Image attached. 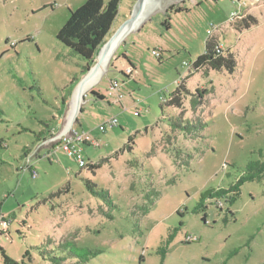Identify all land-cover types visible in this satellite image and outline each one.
Wrapping results in <instances>:
<instances>
[{"label":"rangeland","instance_id":"374dc122","mask_svg":"<svg viewBox=\"0 0 264 264\" xmlns=\"http://www.w3.org/2000/svg\"><path fill=\"white\" fill-rule=\"evenodd\" d=\"M85 1L0 0V264L1 249L19 264H51L34 246L60 253L66 240L100 251L85 264H264V182H245L222 209L206 201V221L195 212L202 192L229 187L264 159V0H159L123 43L127 65L113 56L87 92L74 128L100 146L83 143L80 167L61 147L38 149L37 133L68 121L86 61L57 33ZM136 2L120 1L107 38ZM208 39L234 66L194 68ZM183 80L200 100L195 112L191 96L184 110L167 104ZM181 114L204 126L172 130ZM111 118L118 123L100 130Z\"/></svg>","mask_w":264,"mask_h":264},{"label":"trees","instance_id":"16d2710c","mask_svg":"<svg viewBox=\"0 0 264 264\" xmlns=\"http://www.w3.org/2000/svg\"><path fill=\"white\" fill-rule=\"evenodd\" d=\"M121 0H86L76 10L70 11V16L65 24L61 27L57 33V39L64 44L68 49L75 55L83 58L86 61V65L83 68V74L88 68L94 64L96 55L102 45L106 42L107 36L110 33L112 25L119 14ZM218 1V0H215ZM177 9L176 11H180ZM255 22V20H254ZM167 29L170 28V23L165 22ZM250 24H247V27ZM124 57L125 54H123ZM133 65V64H131ZM196 70L202 67L221 69L222 67L231 68L234 66V60L231 55H223L222 49L218 43L213 39L206 41V50L201 54L193 63ZM190 76V75H189ZM188 78V77H187ZM77 82L81 79L80 76H75ZM73 86L69 92V96L72 93ZM206 92V90H203ZM202 90L197 89L196 93L201 96ZM91 93L96 98L104 99L105 96L98 91L92 90ZM186 86V81H181L177 89L172 93L171 98L167 102L168 105L177 107L179 109H185V100L191 96L192 109L195 112L197 105L199 104L198 99L194 96ZM68 98L63 100L66 104ZM83 111V107H82ZM172 130H181L188 134H197L204 124L200 122L199 118L192 119L191 121L185 120L182 114L170 121ZM57 130H51L49 133L42 136V132L37 133V139L41 142L53 136ZM262 156V152L259 151ZM90 168L95 169L101 166V163L90 164ZM248 181H259L264 182V159L251 160L246 166V171L239 177V179L231 184L227 188H212L208 189L200 194V200L195 208V212H204L202 220L207 219V206L206 201L210 199H227L229 202L235 201L241 194V186ZM88 186L95 194H100L104 198L108 199L111 204L113 203L111 196L108 191L104 189H97L96 191L92 188V184L88 183ZM155 197L159 196V192L153 193ZM221 209V208H219ZM111 217V215H109ZM4 219V218H2ZM6 221V220H5ZM176 229L169 233L166 243L161 247L163 257L170 242L176 235ZM188 242L191 240H187ZM60 253H56L48 247L34 246L38 250L39 254L44 260L49 261L51 264H85L91 257L96 256L100 253L99 250L90 249L87 247L78 246L74 241L66 240L57 244ZM3 263L2 264H19V262L8 255L4 249H1Z\"/></svg>","mask_w":264,"mask_h":264},{"label":"water","instance_id":"95a60500","mask_svg":"<svg viewBox=\"0 0 264 264\" xmlns=\"http://www.w3.org/2000/svg\"><path fill=\"white\" fill-rule=\"evenodd\" d=\"M159 0H137L131 16L119 27V29L110 35L106 42L99 49L95 62L84 73L73 90V106L68 121L63 130L51 136L47 141L57 140L70 132L78 122V116L82 112V104L86 100L88 90L98 81V79L108 70L109 64L128 34L137 29L140 24L157 6ZM92 94V93H91Z\"/></svg>","mask_w":264,"mask_h":264},{"label":"built area","instance_id":"2783aa9c","mask_svg":"<svg viewBox=\"0 0 264 264\" xmlns=\"http://www.w3.org/2000/svg\"><path fill=\"white\" fill-rule=\"evenodd\" d=\"M236 15L237 14L234 13L232 17ZM153 54L157 56L158 58L162 57V52L160 50L159 51L153 50ZM134 70L135 69H133V67L132 68L130 67L128 71L126 72L129 75L127 76L131 77L134 73ZM119 87L120 85L117 81H112L110 84V88H111L110 92L119 91ZM119 97H121V95ZM117 123H118L117 118H111V119H108L103 124H101L99 126V129L102 131H105L107 130L108 127H112L113 125H116ZM83 143H89L93 145L94 147L100 146V143L97 140H95L89 132H85V131L80 132L76 130L75 128H73L70 132L63 135L61 138L57 140L48 141V144H51L53 148L61 147L67 153L68 156L74 158L78 162L80 167H87V163L83 157V149H82ZM33 175H35V172L33 173ZM211 200H215V205L217 207H220V208L223 207L222 199H211ZM3 222L6 223L7 221L3 220ZM188 239L192 240L193 237L188 236Z\"/></svg>","mask_w":264,"mask_h":264},{"label":"crops","instance_id":"0c3cea01","mask_svg":"<svg viewBox=\"0 0 264 264\" xmlns=\"http://www.w3.org/2000/svg\"><path fill=\"white\" fill-rule=\"evenodd\" d=\"M125 39H126V38H125ZM123 43H125V40L120 44L119 48L116 50L115 54H116V53H117V54H116V55H115V54L113 55V56H115V57H114L115 63H116V62L122 57V55L124 54V53H123V50H122ZM125 56H126V55H125ZM123 58H124V59H123V60H124L123 63H125V65H127V63L125 62V61H126L125 59H126L127 57H123ZM129 65L131 66V68L133 67V69L136 68L135 65H131V64H129ZM114 66H115V65H114ZM114 66H113V67H114ZM135 70H136V69H135ZM125 72H127V71L125 70ZM62 117H63V115H62V116H59L58 119H57V126H58V127H57V130H58V131H56V132H59V131L63 130V128L66 126V125H63V124H62ZM56 132H55V133H56ZM53 135H54V133H53ZM50 137H51V136H50ZM50 137H49V138H50ZM49 138H48V139H49ZM48 139L44 140V141L42 142V144L39 146L38 149H41V148H43V147H47V148H50V147H51V148H53V146H52L51 144H48V141H47Z\"/></svg>","mask_w":264,"mask_h":264},{"label":"flooded vegetation","instance_id":"af4514ba","mask_svg":"<svg viewBox=\"0 0 264 264\" xmlns=\"http://www.w3.org/2000/svg\"><path fill=\"white\" fill-rule=\"evenodd\" d=\"M216 207H217V206H216ZM218 208H220V207H218ZM222 208H223V207H222ZM222 208H221V209H222Z\"/></svg>","mask_w":264,"mask_h":264}]
</instances>
